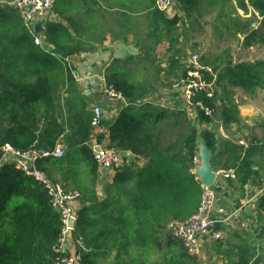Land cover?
Listing matches in <instances>:
<instances>
[{
  "label": "trees",
  "instance_id": "16d2710c",
  "mask_svg": "<svg viewBox=\"0 0 264 264\" xmlns=\"http://www.w3.org/2000/svg\"><path fill=\"white\" fill-rule=\"evenodd\" d=\"M236 1L243 11L251 7L257 12L264 25V0H248V4ZM183 2L188 10L196 0ZM155 14L157 22L168 28L178 24L176 16L170 18L158 10ZM59 28L48 22L44 37L39 36L42 45L37 44L18 11L0 5V157L6 145L23 152L33 148L53 150L64 142L69 151L63 158L40 159L37 168L51 178L55 170H65L75 185L79 172L85 170L94 185L99 165L87 144L92 134V114L73 74L75 67L65 60L74 52L66 48L68 33ZM256 38L264 42V34L252 31L245 44L252 46ZM126 62L114 59L104 75L108 84L133 103L108 125L110 146L131 153L132 158H125L123 166L114 171L112 182L104 186L103 200L93 189L89 195L82 194L73 232L74 244L80 242L82 247L76 251L82 264H100V260L108 264H150L156 256L161 262L155 264H189L190 260L197 264V259L189 257L182 243L166 230L171 222L188 219L200 207L203 189L191 170L199 135L212 152V160L221 147L215 132L201 130L212 123V118L200 108H195L193 122L185 109L135 105L147 91L138 86L133 72L122 67ZM171 66H178V61ZM187 71L181 76H187ZM224 77L254 96L264 87V62L230 64ZM194 100L219 110L217 101L205 93ZM221 108L225 123L238 122V107L223 101ZM162 125L180 129L167 144L162 142ZM254 151L249 142L247 146L231 142L226 146L224 168L236 170V180L242 187L251 178ZM260 208L264 211V194ZM60 233V216L45 189L13 164H3L0 264H56ZM222 246V242L215 243L214 249L219 251ZM225 253L228 257L235 253L237 260L232 264H250L252 259L247 242Z\"/></svg>",
  "mask_w": 264,
  "mask_h": 264
},
{
  "label": "crops",
  "instance_id": "0c3cea01",
  "mask_svg": "<svg viewBox=\"0 0 264 264\" xmlns=\"http://www.w3.org/2000/svg\"><path fill=\"white\" fill-rule=\"evenodd\" d=\"M0 4L7 5L8 3L7 0H0ZM155 13L156 9L153 0H57L54 9L47 13L44 19H46L47 23L52 22L58 24L60 27L59 31L66 29L69 36L65 43L66 48L71 52L74 51L72 55L66 57H70L71 62L72 60L73 62L75 61L73 66L79 77L84 79L79 83V90L87 98V101L93 98L91 97L93 96L92 94L96 93L98 89L100 91L98 83H94V81L98 82L96 76L99 71L98 69L95 70L97 65H103L104 74L106 67H108L114 59L119 58L116 53L121 55L127 50L129 54L125 57H129L136 53V51L133 52L136 46L142 48L143 43L141 41L142 36L140 32L145 30V28L151 32L157 27L158 22ZM40 35L42 38L44 37V33ZM149 36H151V34ZM120 46H122V49H120L119 52H114L121 48ZM50 48H53V46ZM69 64L71 63L69 62ZM86 80L91 82L86 83ZM95 85H97V87H95ZM174 99L173 97L171 101ZM101 101L102 102L98 103L101 104L103 108L104 123L109 125L117 118L119 112L122 110V106L121 103L110 100L103 94L101 95ZM144 103L171 111L184 110L183 106L178 107L175 105L163 104L162 107L153 102ZM92 106L93 105L88 101L89 111ZM137 106L143 105L140 104ZM239 110L238 108V111ZM189 113H194V118L196 117L195 108L192 109V112H188V114ZM234 123L236 122H233L231 125L236 126ZM236 129L237 128L234 127V130ZM216 136L219 138L217 134ZM226 136L230 138L229 135ZM108 139L109 136L105 137L102 141L103 144H108ZM232 139L235 140L233 137ZM172 140L170 139L168 142ZM248 140L249 141L245 143L241 142L239 144L247 146L249 142V148L250 146H254L255 148L254 152H256V154L253 157L254 163L249 182L242 187L238 184L237 180H226L216 177L213 184V188L217 193V210L214 212L212 218L213 222L210 227L209 235L204 238L205 247L202 259L206 252H208L207 254L212 253L216 255V253L212 251L215 248L214 245L215 243L222 242L225 248L217 255L221 258L218 262L220 264H232L236 262L237 258H235V253L228 257L225 253L226 249L241 246L243 243L247 242L252 251L250 264H264V211L260 208V199L264 194V109H262V106L250 105V103ZM89 143L93 146V142L87 143L90 147ZM59 144L65 148L67 154L69 149L65 143L59 142ZM227 145L228 144L224 145L222 149L219 147L214 160L211 161L214 171L225 166L227 155L224 152ZM219 153H221L222 156H218ZM125 157L126 160L131 161V153H125ZM8 160H12V157H8ZM200 163L199 144L197 143V155L194 158L195 166L191 172L193 175L195 174L196 180L201 183L203 189V184L196 173V169L200 166ZM55 172L62 180L63 184L61 185L64 188V184L70 186L71 189L78 188L84 196L87 195V192L89 195L92 189L94 191L96 190L97 197L100 201L103 200L104 197V185L101 184L100 179L102 178L107 184V182H112L115 174L114 171L105 170L98 166L99 176L97 182L94 184V188L93 181L89 178L85 170L79 172L80 178L76 185L69 173L65 170L62 173L59 170H55ZM65 189L69 190L67 188ZM215 233L221 234L222 238L220 241L212 240V235ZM70 246L71 250H74L75 244L73 240H71Z\"/></svg>",
  "mask_w": 264,
  "mask_h": 264
},
{
  "label": "rangeland",
  "instance_id": "374dc122",
  "mask_svg": "<svg viewBox=\"0 0 264 264\" xmlns=\"http://www.w3.org/2000/svg\"><path fill=\"white\" fill-rule=\"evenodd\" d=\"M245 2L248 4V0ZM186 8L183 0H177L172 9L173 13L168 16L170 18L178 17V24L168 28L162 22H158L157 27L151 32L145 28L146 31L140 32L142 48L136 46L133 49V52L136 51V53L129 57H121L119 53H116L121 60L127 61L122 67L135 74L138 86L146 88L147 92L143 95L144 98L136 100L135 103L153 102L162 107L163 104L183 106L187 112H192L195 106L189 105L183 96L182 88L173 86L181 78L184 79L181 75L192 68L193 57L197 56L198 63L208 69L203 72L204 78L214 84V95L210 99H215L219 107V110L211 116L210 126H203L201 130L215 132L219 136L218 141L221 144V149L229 142L245 143L249 141V103L262 106L264 109V88L258 89L257 95L251 96L243 89L231 85L224 75L230 64L264 62V42L256 38L257 40L252 46L245 44V38L250 32L257 31L260 35L264 34L262 17L251 7L248 11H243L239 8L236 0H215V2L214 0H196L193 6L188 10ZM150 34L151 36H149ZM120 47L114 52H119L122 49V46ZM125 51L127 52V50ZM175 60L178 61V66L173 67L171 64ZM69 62L71 63L69 66H73L75 63L73 60ZM96 69L99 71L98 75H102L103 65H97ZM205 72L210 73V77ZM85 82L90 83L91 81L86 80ZM94 83L99 85L97 81ZM92 95L93 98L88 99L91 105L102 102V93L99 89ZM173 97L175 99L171 101ZM223 101L240 109L239 113H236L238 121L234 123L236 126L231 125L232 123H225L221 119ZM189 114L191 121L194 122V113ZM162 127L164 130L163 143L174 139L180 131L179 128L164 125ZM234 127L237 129L234 130ZM226 135H229L230 138ZM218 156H222V154L219 153ZM221 169L227 168L223 166ZM52 179L63 184L56 172ZM100 182L102 185H106L102 178ZM69 190L80 191L78 188H69ZM168 232L166 230V233ZM224 248L225 246H222L219 251L213 249L212 251L216 255L206 252L203 259L197 260V264H220L218 261L221 258L217 255ZM163 250L166 252L167 248L165 247ZM159 258L160 256H156L150 264L160 263ZM100 264L108 263L105 260H100ZM189 264H191V260Z\"/></svg>",
  "mask_w": 264,
  "mask_h": 264
},
{
  "label": "built area",
  "instance_id": "2783aa9c",
  "mask_svg": "<svg viewBox=\"0 0 264 264\" xmlns=\"http://www.w3.org/2000/svg\"><path fill=\"white\" fill-rule=\"evenodd\" d=\"M57 0H7V3L15 8L23 20L25 27L35 36L36 43L42 45V38L35 35L34 24L40 18L47 15L54 9ZM176 0H156L155 9L168 14L172 11ZM128 52L121 54L125 57ZM69 64L70 57L65 58ZM192 68L188 69L187 76L183 77L174 84V88H182L183 96L187 99L190 106L202 109L206 115L212 116L215 113L213 108L206 106L201 100L195 101V97L200 93H205L208 98L214 95L211 81L204 78V71L208 70L197 61V56L193 57ZM77 81H83L76 70L73 71ZM102 94L110 100L121 103L122 109L127 108L133 103L128 101L122 93L118 92L112 85L108 84L105 75H97ZM139 105V104H135ZM92 134L90 141L93 142L92 149L95 160L98 165L110 171L120 169L125 160V153L108 144H103V139L108 137L109 126L104 123V114L101 104H94L91 108ZM109 140V139H108ZM243 143V142H242ZM0 157V167L3 164L10 163L16 168L24 171L47 192L50 197L51 205L60 216L61 233L58 243V251L60 256L56 264H82L81 257L77 253V249L82 247L80 242H75L74 250H71V240H73V232L77 221V211L82 199V193L78 190H66L60 183L55 182L45 172L37 168V162L43 158H63L66 154L65 148L59 143L53 150L31 149L28 151H19L6 145L2 149ZM12 160H8V157ZM216 172V177L226 180H236L237 173L234 168L219 169ZM217 210V193L213 186L203 185L202 201L198 210L188 219L173 221L168 225V231L171 233L175 241L182 243L184 249L189 256L200 260L204 253V238L209 235L210 227L213 222L214 212ZM74 223V226L71 224ZM222 238L220 233L212 235L213 241H220ZM202 264V263H199Z\"/></svg>",
  "mask_w": 264,
  "mask_h": 264
},
{
  "label": "water",
  "instance_id": "95a60500",
  "mask_svg": "<svg viewBox=\"0 0 264 264\" xmlns=\"http://www.w3.org/2000/svg\"><path fill=\"white\" fill-rule=\"evenodd\" d=\"M44 17H40L35 22V35H40L45 32V25L47 24V21L46 19H44ZM197 142L199 144L201 163L200 166L196 169V173L204 186H213L216 180V172L213 170L211 164L213 154L209 150L205 140L202 138V135L198 136ZM71 225L74 226V223H72Z\"/></svg>",
  "mask_w": 264,
  "mask_h": 264
}]
</instances>
